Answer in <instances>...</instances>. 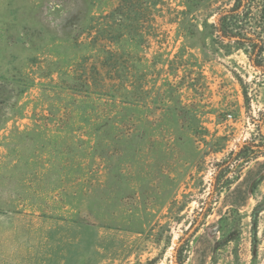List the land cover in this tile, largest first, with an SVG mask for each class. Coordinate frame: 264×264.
I'll return each mask as SVG.
<instances>
[{
	"label": "rangeland",
	"instance_id": "1",
	"mask_svg": "<svg viewBox=\"0 0 264 264\" xmlns=\"http://www.w3.org/2000/svg\"><path fill=\"white\" fill-rule=\"evenodd\" d=\"M124 1L0 0V264H264V155L197 229L263 72L214 0Z\"/></svg>",
	"mask_w": 264,
	"mask_h": 264
},
{
	"label": "trees",
	"instance_id": "2",
	"mask_svg": "<svg viewBox=\"0 0 264 264\" xmlns=\"http://www.w3.org/2000/svg\"><path fill=\"white\" fill-rule=\"evenodd\" d=\"M215 8L210 15L214 16L209 25L211 33L226 46L245 50L250 63L264 74V3L260 6L257 0H214ZM203 0H186L187 12L192 7L198 6ZM141 2L125 0L124 8L136 11ZM132 8V9H131ZM118 10L121 11V8ZM120 13V12H118ZM256 126L257 136L246 139L232 150L228 157L214 163V175L210 200L206 203V209L201 213L197 229L201 227L206 216L211 211V204L215 194L228 189L240 176L244 165L251 160L264 155V110L259 111L256 117L249 116ZM233 173H235L233 175ZM264 210V204H256L251 210V244L255 248L257 242V225L259 212ZM226 211L218 223L230 212ZM180 255V254H179ZM176 255L177 264H182L181 256Z\"/></svg>",
	"mask_w": 264,
	"mask_h": 264
}]
</instances>
